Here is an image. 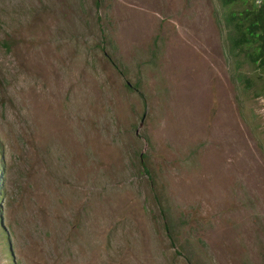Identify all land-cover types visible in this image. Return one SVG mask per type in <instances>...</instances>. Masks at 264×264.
I'll return each mask as SVG.
<instances>
[{
    "label": "rangeland",
    "instance_id": "374dc122",
    "mask_svg": "<svg viewBox=\"0 0 264 264\" xmlns=\"http://www.w3.org/2000/svg\"><path fill=\"white\" fill-rule=\"evenodd\" d=\"M223 10L0 0V264H264V96Z\"/></svg>",
    "mask_w": 264,
    "mask_h": 264
},
{
    "label": "trees",
    "instance_id": "16d2710c",
    "mask_svg": "<svg viewBox=\"0 0 264 264\" xmlns=\"http://www.w3.org/2000/svg\"><path fill=\"white\" fill-rule=\"evenodd\" d=\"M219 2L224 8L222 17L226 27V51L233 61L235 78L245 88H252L254 84L260 83L259 92L256 93L264 96V0ZM242 65H246L247 69L238 71ZM1 167L0 159V169ZM144 169L147 170L145 165ZM0 193H3L1 180ZM3 235L5 233L0 229V238ZM6 255L9 256L7 253Z\"/></svg>",
    "mask_w": 264,
    "mask_h": 264
}]
</instances>
